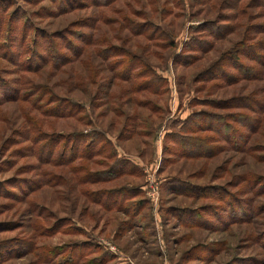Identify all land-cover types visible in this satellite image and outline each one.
<instances>
[{
	"label": "rangeland",
	"instance_id": "rangeland-1",
	"mask_svg": "<svg viewBox=\"0 0 264 264\" xmlns=\"http://www.w3.org/2000/svg\"><path fill=\"white\" fill-rule=\"evenodd\" d=\"M0 264H264V0H0Z\"/></svg>",
	"mask_w": 264,
	"mask_h": 264
},
{
	"label": "trees",
	"instance_id": "trees-1",
	"mask_svg": "<svg viewBox=\"0 0 264 264\" xmlns=\"http://www.w3.org/2000/svg\"><path fill=\"white\" fill-rule=\"evenodd\" d=\"M101 140H103V139H99V142H100ZM99 142H98V143H99ZM95 143H96V142H95Z\"/></svg>",
	"mask_w": 264,
	"mask_h": 264
}]
</instances>
